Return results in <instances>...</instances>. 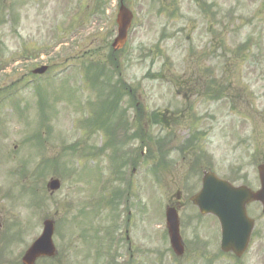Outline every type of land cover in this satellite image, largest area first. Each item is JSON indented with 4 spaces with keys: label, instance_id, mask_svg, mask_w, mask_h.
<instances>
[{
    "label": "rangeland",
    "instance_id": "rangeland-1",
    "mask_svg": "<svg viewBox=\"0 0 264 264\" xmlns=\"http://www.w3.org/2000/svg\"><path fill=\"white\" fill-rule=\"evenodd\" d=\"M98 1L0 0V98L5 97L0 103V212L21 217L13 240L24 238L21 248L29 244L39 217L49 216L55 220V261L100 264L96 253L89 254L94 241L100 240L93 234L94 227L112 224L105 200L115 187L125 190L131 184L128 200L132 207L138 204L139 213L131 231L136 245L149 250L146 264H205L206 260L230 264L233 259L218 251L199 252L198 240L205 237L206 228L210 248L216 247L220 229L209 218L204 227L190 198L209 168L235 184L258 187L257 165L264 161V0H123L124 6L138 13L129 46L114 56V66L119 60L123 71L118 78L113 70L116 76L109 82L104 75L98 76L96 88L83 84L84 90L78 92L82 72L87 76L85 65L90 60L103 62L117 35L119 0ZM229 49L235 58L226 59ZM45 64L47 72L32 76L35 67ZM27 80L31 84L23 87ZM115 81L126 90L132 85L127 90L134 95L132 107L123 90L119 109L109 120L112 134L105 129L106 137L100 130L86 134L80 126L90 116L84 106L88 94L92 109L98 110L104 99L114 98L110 87ZM137 85L142 86L143 95L135 92ZM147 102L163 120L151 128L167 164L163 170L156 168L160 170L156 176L155 161L147 155L150 140L145 116L138 115L135 122L141 139L126 140L131 132L122 127L128 120L134 131L135 110ZM122 109L125 117L119 115ZM113 137L119 144L118 155L133 152L137 156L139 171L134 173V165L128 164L124 180L119 177L107 190L108 179L115 177L114 147H106L95 159L78 151ZM56 167L66 168L69 174L55 171ZM52 177L61 180V187L50 194L46 186ZM138 182L140 196L135 194ZM99 183L105 187L101 196L100 191L95 196ZM178 189L187 245L182 257L170 249L160 208L166 201H176ZM94 203L104 208L99 212ZM252 206L257 234L248 254L231 264H264V216L256 204ZM125 215H121L124 221ZM106 226L101 228L105 233ZM123 246L109 254L118 257ZM135 255L118 259L134 264Z\"/></svg>",
    "mask_w": 264,
    "mask_h": 264
},
{
    "label": "water",
    "instance_id": "water-1",
    "mask_svg": "<svg viewBox=\"0 0 264 264\" xmlns=\"http://www.w3.org/2000/svg\"><path fill=\"white\" fill-rule=\"evenodd\" d=\"M118 23L120 25L119 28V37L114 43L115 47H119L124 43L126 31L130 26L131 23V16L128 12H121L119 15ZM45 68L38 69L37 71L42 73ZM261 172V180L263 189L258 193H250V191L243 189V188H236L234 189L235 192H228L226 190L225 195L223 196L225 206L227 209L225 212L221 211L217 212L218 215L222 216V220L225 224V232L227 234V238L224 240V246L226 248H232L237 253H241L247 244L249 234L251 231V224L247 222L246 213H245V204L251 199H263L264 198V165L260 166ZM60 183L58 180H52L49 183V187L52 190L58 189ZM242 193V194H241ZM238 207L242 209H238ZM224 216H227L224 217ZM169 218V225H170V233H171V240L175 249L179 252H182V247L180 244V235L178 229V219L175 210L170 211L168 214ZM226 221L230 222H237L236 226L234 227V232L229 234V230L227 227L229 226ZM53 232L52 222H46L44 234L34 243L33 247L29 250L26 262H28L29 257H35L39 254H54V246L51 243V235ZM33 259V258H32Z\"/></svg>",
    "mask_w": 264,
    "mask_h": 264
},
{
    "label": "flooded vegetation",
    "instance_id": "flooded-vegetation-1",
    "mask_svg": "<svg viewBox=\"0 0 264 264\" xmlns=\"http://www.w3.org/2000/svg\"><path fill=\"white\" fill-rule=\"evenodd\" d=\"M17 223L18 221L14 220L13 217L3 215L0 212V264H23L21 260L25 250L16 253L13 249L17 245V242L13 240ZM44 258L39 257L35 264H39V262L45 260Z\"/></svg>",
    "mask_w": 264,
    "mask_h": 264
},
{
    "label": "trees",
    "instance_id": "trees-1",
    "mask_svg": "<svg viewBox=\"0 0 264 264\" xmlns=\"http://www.w3.org/2000/svg\"><path fill=\"white\" fill-rule=\"evenodd\" d=\"M109 59H111V55L109 56Z\"/></svg>",
    "mask_w": 264,
    "mask_h": 264
}]
</instances>
